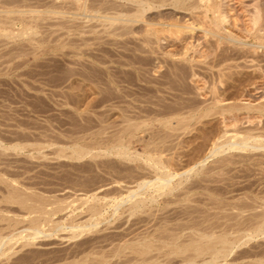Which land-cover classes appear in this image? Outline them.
<instances>
[{
    "label": "rangeland",
    "instance_id": "rangeland-1",
    "mask_svg": "<svg viewBox=\"0 0 264 264\" xmlns=\"http://www.w3.org/2000/svg\"><path fill=\"white\" fill-rule=\"evenodd\" d=\"M134 1L0 0V240L9 242V236L15 238L3 247L0 245V264H121L123 259L113 256L117 245L119 248L125 242L135 241L133 236L140 230L153 233L161 227L166 232L168 227L180 228L191 221H205L204 225L222 223L224 228L214 229L215 235L228 226L229 238L239 247L224 264L264 261V234L257 230V235L253 229L264 216V147L253 149L257 143L264 146V109L260 108L264 106V81H259V77L257 80L256 72L241 60L230 61V66H237L229 69L232 70L229 73L226 70L220 82L218 69L211 70L208 63L214 60L213 50L209 44L206 46L204 32L199 29L177 41L163 36L162 41L155 39L154 47H149L144 41L145 23L130 22V15L138 5ZM228 5L224 9L230 28H244L237 12L230 11ZM162 13L165 19L173 18L181 23L190 18L185 10L171 5L164 7ZM148 14L158 17L156 10ZM186 46L189 56L196 57L195 62L182 57ZM175 52V56L169 55ZM250 70L254 74L248 73ZM263 71L262 67L257 73ZM196 75H200L199 79ZM252 75H256L253 79L261 89L258 92L254 90L256 85H250L255 81L251 80ZM215 91L226 100L213 107ZM209 105L216 108L215 112L204 117V109ZM169 117L171 123H164ZM122 135L123 141L131 140L128 148L135 156L136 152L140 155L147 152L146 157L152 153L158 156V151H152L159 149L157 146L149 153L146 149L156 143L160 145L159 154L163 150L160 159L157 158L168 160L161 162L174 163L175 171L194 168L191 175L175 178V183L180 180L183 184L173 194L162 196L167 201L157 206L160 209L153 208L130 218L126 207L118 222H113L109 210L103 218L110 219L99 227L68 239L73 235L68 230L70 224L77 221L71 209L85 207H81L85 192L91 195L92 190L95 193L103 187L100 193L96 191L102 196L104 188L108 189L109 184L118 188L115 184L120 180L130 183L155 177L153 169L141 164L145 155L141 160L139 157L138 161H129L108 154V149L118 144ZM245 137L248 146L244 143L241 150L228 148L230 142L243 143ZM146 143L151 146L143 147ZM218 143L224 150L208 158ZM76 149L91 152L80 159L76 158ZM143 170L148 174L152 171L151 176ZM187 176H190L188 180ZM68 204L74 205L73 208ZM65 206L67 210H63ZM52 209L59 212L52 216ZM85 215L82 219L78 216L74 223L86 221ZM63 221L67 226H57ZM240 222H244L242 226ZM117 224L122 228L116 229ZM243 225L249 228L246 232ZM31 227H39L42 233L31 238L34 233ZM121 230L130 234L133 230L134 235H128L132 240L126 237L128 240L125 238L120 245L112 238L116 231L122 233ZM190 232H181V239H187ZM252 235L257 236L252 238ZM125 260L122 264H126ZM174 260H177L175 264H182V259Z\"/></svg>",
    "mask_w": 264,
    "mask_h": 264
},
{
    "label": "bare ground",
    "instance_id": "bare-ground-1",
    "mask_svg": "<svg viewBox=\"0 0 264 264\" xmlns=\"http://www.w3.org/2000/svg\"><path fill=\"white\" fill-rule=\"evenodd\" d=\"M248 1V0H247ZM245 0H135L134 2H136L138 5L134 8L130 15V17H132L130 19V22L134 23V25L136 24V22L138 21H143V23H145V32H146V36H145V42L149 47H154V43L158 40L159 42L162 41L163 36H168L167 38H171V39H180L181 36L185 35V34H194L195 31L202 30L204 32V39L206 42H208L206 44V46H209L212 48L213 50V54H214V60L213 61H208V63L211 65V70L215 69V72H217L216 69H218V80L220 82H222V76L224 77L226 74L224 72H226V70L228 71L229 69H233L232 64L230 66V61H244L246 62L244 65L246 67L251 68V70L253 72H256L255 75L257 80L259 78V81H264V71L263 73H261L260 75L257 73V71L260 72V70H262V67L264 68L262 62H264V3L262 2V0H253L251 2H247ZM264 1V0H263ZM228 3V4H226ZM78 4V3H77ZM85 4V3H84ZM171 5L174 6L176 9H183L188 13V16L190 17L189 19H184L185 22H177V19H173V18H164V12L161 14L162 10L164 9V7ZM228 5V9L231 11H236L237 16L239 17V20L241 22H243L244 24V28L242 29H231L229 24V16L228 13L226 12V10L224 9V6ZM163 8V9H162ZM154 10L158 11V17H153V14L149 15V12H153ZM131 11V9L129 10ZM228 11V10H227ZM233 11V12H234ZM1 13V12H0ZM128 13V12H127ZM130 13V12H129ZM157 13V12H156ZM11 15V14H10ZM129 15V14H127ZM172 15V14H171ZM230 15V14H229ZM173 16V15H172ZM187 16V15H186ZM185 16V17H186ZM121 17V16H120ZM166 17V16H165ZM167 17H170L169 15H167ZM174 17V16H173ZM128 18V17H127ZM121 19V18H120ZM173 19V20H170ZM115 20V18H114ZM122 20V19H121ZM125 20V19H124ZM183 20V19H182ZM179 21V20H178ZM234 21V20H233ZM119 22V21H118ZM117 22V23H118ZM126 22V21H125ZM128 24V23H127ZM239 24V23H238ZM144 25V24H143ZM116 32V31H115ZM194 36V35H193ZM192 37V36H191ZM155 39H157L155 41ZM175 41V40H174ZM175 41V42H176ZM204 41V43H205ZM183 42V41H182ZM203 43V42H202ZM199 44V43H198ZM201 44V43H200ZM189 46V45H188ZM191 46V45H190ZM195 46V45H194ZM208 46V47H209ZM187 47V46H186ZM193 48V47H192ZM196 48V47H195ZM150 49V48H149ZM210 49V48H209ZM188 50L189 48L187 47L184 51V53L182 54V57L185 58V60H187L188 62H192L195 60V58L191 55L189 56L188 54ZM194 50V48H193ZM190 51V50H189ZM216 52V53H214ZM152 53V52H151ZM168 53V52H167ZM168 55V54H167ZM169 55L175 56V53H169ZM189 57H186V56ZM210 56H208L209 58ZM180 58V57H179ZM207 58V59H208ZM183 59V58H182ZM149 60V58H148ZM181 60V59H180ZM151 61V60H149ZM184 61V60H183ZM184 61V62H187ZM195 62V61H194ZM205 62V61H204ZM151 63V62H150ZM232 63V62H231ZM234 63V62H233ZM237 63V62H236ZM187 64V63H186ZM193 64V63H192ZM197 64V63H196ZM240 64V63H239ZM238 64V68L240 67ZM191 65V64H190ZM194 65V64H193ZM202 65V64H201ZM205 65V64H204ZM237 66V64H236ZM235 66V67H236ZM242 66V65H241ZM182 67V66H181ZM209 67V68H210ZM185 67H183L184 69ZM160 69V68H159ZM179 69V68H178ZM176 70V69H175ZM185 70V69H184ZM210 70V69H209ZM210 70V71H211ZM250 72L248 73H251ZM187 71V70H186ZM185 71V72H186ZM194 71V70H193ZM208 71V70H207ZM232 71V70H229ZM228 71V73H229ZM184 72V71H183ZM252 72V73H253ZM262 72V71H261ZM243 73V72H242ZM247 73V74H248ZM251 73V74H252ZM180 74V73H179ZM198 74V73H197ZM231 74V72H230ZM244 74V73H243ZM246 74V73H245ZM254 74V73H253ZM176 75V74H175ZM178 75V73H177ZM195 75V73H194ZM193 75V77H194ZM234 75V74H233ZM197 76V75H196ZM200 76V75H198ZM197 76V77H198ZM230 76V75H229ZM252 75V79L249 78V80H255L253 79ZM254 76V78H255ZM215 77V76H214ZM217 77V76H216ZM231 77V76H230ZM259 77V78H258ZM201 78V77H200ZM213 78V77H212ZM199 79V77L197 78ZM214 79V78H213ZM244 79V78H243ZM246 79V77H245ZM201 80V79H200ZM216 80V79H215ZM206 81V80H205ZM198 82V81H197ZM196 82V83H197ZM217 82V81H216ZM224 82V80H223ZM247 82V81H246ZM251 81H249L250 83ZM200 83V82H199ZM215 83V82H214ZM248 83V85H249ZM261 83V82H260ZM259 83V85H260ZM202 84V83H201ZM216 84V83H215ZM219 84V83H218ZM226 84V83H225ZM256 85L257 86V82L256 80L251 82V86ZM263 84V83H262ZM200 85V84H199ZM223 85V84H222ZM204 86V85H203ZM221 86V85H220ZM198 87V86H197ZM249 87V86H248ZM254 87V90L258 92V88ZM262 87V85H261ZM247 88V87H246ZM250 88V87H249ZM253 88V87H252ZM251 88V89H252ZM200 89V87H199ZM212 89V88H211ZM217 89V87H216ZM222 89V88H221ZM202 90V89H201ZM213 90V89H212ZM250 90V89H249ZM261 90V89H259ZM264 90V89H263ZM214 91V90H213ZM247 91V90H246ZM204 92V90H203ZM202 92V93H203ZM243 92V91H242ZM252 92V91H251ZM261 92V91H260ZM214 93V92H212ZM227 93V92H226ZM253 93V92H252ZM209 94V93H208ZM207 94V95H208ZM210 95V94H209ZM240 95V94H239ZM245 95V94H244ZM247 95V94H246ZM256 95V94H254ZM231 98V97H230ZM203 99V97H202ZM207 100V99H206ZM214 106L216 107V105H219L220 103L224 102L226 100L224 95H221L220 92L215 91L214 93ZM205 102V100H204ZM213 102V103H214ZM208 103V102H206ZM212 103V104H213ZM198 104V103H197ZM204 104V103H203ZM221 105V104H220ZM219 105V106H220ZM210 106V105H209ZM208 108L204 109V114L203 116L206 117L209 115H212L211 113L215 112L216 108H213L212 106H210ZM248 106V105H247ZM222 107V106H221ZM240 107V106H239ZM242 107V106H241ZM256 107V106H254ZM253 107V108H254ZM220 108V107H219ZM224 108V107H223ZM247 108V107H246ZM250 109V107H248ZM260 108L264 109V106H261ZM191 109V108H190ZM195 109V108H194ZM199 109V108H198ZM214 109V111H213ZM244 109V108H242ZM257 109V108H256ZM261 109V110H263ZM223 110V109H222ZM225 110L227 111V109L225 108ZM230 110V109H229ZM228 110V111H229ZM179 112H182L179 111ZM191 112V111H190ZM220 112V111H219ZM222 112V111H221ZM264 112V111H263ZM163 113V112H162ZM231 113V112H230ZM175 114V113H174ZM220 114V113H219ZM264 114V113H263ZM171 115V114H170ZM180 115V114H179ZM171 117V116H170ZM170 117L167 119H165L164 123L168 124L169 122L171 123V121L173 120V116L171 117L172 120H170ZM203 118V117H202ZM175 119V118H174ZM192 119V118H191ZM161 123L162 120H160ZM177 121V120H176ZM181 121V120H180ZM183 122V121H182ZM129 123V122H128ZM133 123V122H132ZM131 123V124H132ZM163 123V124H164ZM180 123V122H179ZM134 124V123H133ZM140 124V123H137ZM128 125V124H127ZM126 125V126H127ZM136 126V122L134 124ZM133 125V126H134ZM142 125V124H141ZM175 125V124H174ZM183 125V123H182ZM132 126V128H133ZM140 126V125H137ZM170 126V125H169ZM178 126V125H177ZM176 126V127H177ZM128 127V126H127ZM166 127V125H165ZM175 127V128H176ZM180 127V126H179ZM126 128V127H125ZM129 128V127H128ZM131 128V125H130ZM129 128V129H130ZM167 128V127H166ZM169 128V127H168ZM171 128V127H170ZM174 128V127H173ZM136 129V128H135ZM140 129V128H139ZM178 129V128H177ZM176 130V129H175ZM133 131V129H132ZM126 132V130L124 131V133ZM131 132V131H129ZM147 132V131H146ZM226 132V131H225ZM126 134V133H125ZM124 134V135H125ZM130 134V133H129ZM134 134V133H133ZM132 134V135H133ZM126 136V135H125ZM121 139L119 140V143L116 144L113 148L111 147V149H108V154L110 153L111 155H115L117 157H120V159H124V160H132V161H138L139 157L140 160L141 158L147 153H145L144 155H140L139 153L136 152V154L138 155H134L129 151L128 145L131 143V140H129L128 138H126L124 141H127L126 143L123 141L122 136H120ZM150 137V136H149ZM132 138H135L134 136ZM246 138V139H245ZM243 139V143L241 142H230L228 144V148L229 149H238L241 150L244 147V143L247 144L249 142H245L247 140V137H245ZM129 141H128V140ZM131 139V137H130ZM136 139V138H135ZM133 140V139H132ZM145 140V139H144ZM152 140V138H151ZM157 140V139H156ZM142 141V140H140ZM149 141V140H148ZM148 141H146L148 143ZM115 142V140H114ZM150 142V141H149ZM153 142V141H151ZM158 143V141H156ZM147 143L143 146V147H148L151 145H147ZM161 143V142H160ZM217 143V142H216ZM227 143V142H226ZM111 144V143H110ZM155 144V146H151L152 148L148 147L146 148L148 153L150 151V149H154L156 146V148L159 149H155L152 151H158L157 155L160 156L161 153L159 154V151H161L160 149V145ZM152 144V145H153ZM214 147L210 153L208 154V158H210V156L216 155L217 153L221 152V149H223L222 147ZM253 144V143H252ZM147 145V146H146ZM15 146V145H14ZM108 146V145H107ZM113 146V145H112ZM154 147V148H153ZM253 149H258V148H263L264 146L262 145H258V143L254 146L253 145ZM77 148V147H76ZM91 148V147H90ZM93 148V147H92ZM162 148V147H161ZM165 148V147H164ZM84 149V148H83ZM83 149H76V154L77 157L76 158H84L88 153H90L91 151H87V150H83ZM146 149H144L146 151ZM246 149V148H244ZM224 150V149H223ZM107 151V150H106ZM104 151V152H106ZM144 151V152H145ZM151 152V151H150ZM155 152V153H156ZM165 152V151H164ZM226 152V151H225ZM107 153V152H106ZM131 153V154H130ZM142 153V152H141ZM101 154V153H100ZM109 154V155H110ZM96 155V154H94ZM99 155V154H98ZM105 155V154H104ZM88 156V155H87ZM97 156V155H96ZM95 156V157H96ZM156 156L155 154H147V157L145 155L146 158H144V162L141 164H147V166L150 167V169L153 171H155L154 173H156L155 177L153 179H149L148 176L147 178H142L141 181L138 180L139 177H142L141 173L140 175H137L136 179L138 180L137 182H123V181H118V184H115V186L117 185L118 188H113L110 187L109 184V188H104L103 189V195L100 196L97 194V192L100 193V190L103 188L101 187V189L99 191H94L92 190V194L89 195L87 192H85L84 194H86V198H82V202L83 205L81 207L84 208H75V209H71L72 210V215L74 214V216H76V220L78 221L79 217L84 218V215H87V219L86 221H81V223H74L77 222L74 220V222L72 224H70V227L68 230H71V233L73 232V235H71L68 239H75L77 237H79L81 234H84V231H86V233L89 230H92L93 228L95 229L96 227H99V225L101 224V222L103 223V221H107V219L113 218V222L114 220H117V222L119 221L118 219L121 218V216L123 215V213L125 211L124 208H126V211L128 213V216L131 218L133 216L136 217V215H140L143 213H146L148 211H150L151 209L153 210V208H158L157 206L163 205V203H166L165 201L162 200V196L164 197V195H171L174 192L178 191L177 189L180 188V186L183 184V181L176 182L175 183V178L178 177H182L185 174H189L190 172L193 171L194 168H191L188 171L185 172H181V170H173L174 168L172 166H174L173 162H175V160L171 163H163L161 162L163 159V161H168L167 159L165 160V158H163L161 161L159 160L160 157ZM98 157V156H97ZM156 157V158H155ZM159 159H158V158ZM163 157V156H161ZM173 157V156H172ZM97 159V158H96ZM143 159V158H142ZM77 160V159H76ZM129 160V161H130ZM99 161V160H98ZM207 161V160H206ZM79 162V161H78ZM140 162V161H139ZM177 162V161H176ZM127 163V161H126ZM203 163H206L205 161H203ZM202 162L200 164H203ZM106 164V163H105ZM104 164V165H105ZM167 164V165H166ZM128 165V164H126ZM197 165V164H196ZM97 166V165H96ZM110 166V165H109ZM146 166V165H145ZM176 166V165H175ZM204 166V165H202ZM201 166V167H202ZM142 167H144L142 165ZM195 167V166H194ZM108 168V167H107ZM113 168V167H112ZM134 168V167H133ZM136 168V167H135ZM141 168V167H139ZM146 168V167H145ZM177 168V166H176ZM110 169V168H109ZM142 169V168H141ZM149 169V168H148ZM146 169V170H148ZM197 169V167H196ZM146 170H143L145 172H147ZM192 170V171H191ZM106 172V170H105ZM110 172V170H109ZM131 172V171H129ZM141 172V171H139ZM152 172V171H151ZM151 172L150 174H148L149 172H147L146 174L151 176ZM202 172V171H201ZM100 173V172H98ZM122 173V172H121ZM136 173V172H135ZM153 173V175H154ZM195 173V172H194ZM111 174V173H110ZM120 174V173H119ZM133 174V172H132ZM187 174V175H188ZM112 175V174H111ZM121 175V174H120ZM123 175V174H122ZM144 173H143V177H144ZM191 175V173H190ZM114 176V175H113ZM98 177V176H97ZM104 177V176H103ZM131 177V176H129ZM190 177V176H189ZM189 177L187 176L186 180L189 179ZM127 178V177H126ZM98 179V178H97ZM107 179V178H106ZM140 179V178H139ZM134 180V179H133ZM132 181V180H131ZM193 182V181H192ZM115 183V182H114ZM117 183V182H116ZM133 183H136L135 185H133ZM98 184V183H97ZM82 185V184H81ZM113 185V184H112ZM107 186V185H106ZM104 186V187H106ZM114 186V187H115ZM116 186V187H117ZM121 186L122 188H124L123 190L120 189ZM74 188V187H73ZM113 188V189H110ZM190 188V187H189ZM191 189V188H190ZM53 190V189H52ZM56 191V190H55ZM85 191V190H84ZM187 191V190H186ZM83 192V191H82ZM89 192V191H88ZM91 193V192H90ZM89 195V196H88ZM21 196V195H20ZM25 197H27L25 195ZM71 197V196H70ZM81 197V196H80ZM77 197V198H80ZM65 198V197H64ZM22 202H25L26 199H24L21 196ZM32 199V198H31ZM81 199V198H80ZM72 200L74 201V203L76 204L75 200L72 198ZM78 200V199H77ZM84 200V201H83ZM21 202V200H18ZM30 201V200H29ZM68 202V200H66ZM72 201V202H73ZM170 201V200H169ZM71 202V201H70ZM19 203V202H18ZM44 203V202H43ZM69 203V202H68ZM73 203V204H74ZM244 203V202H243ZM25 204V203H24ZM27 204V203H26ZM46 204V203H45ZM247 204V203H246ZM30 205V204H29ZM32 205V204H31ZM70 205V204H68ZM237 205V204H236ZM64 206V205H63ZM74 205H70L69 208H73ZM78 206V205H77ZM156 206V207H154ZM234 206V205H233ZM32 207V206H31ZM67 206H65V208H63V210H67L68 208H66ZM161 207V206H160ZM163 207V206H162ZM166 207V205H165ZM240 207V206H239ZM246 207V206H245ZM57 208V207H56ZM27 209V208H26ZM41 209V208H40ZM160 209V208H158ZM29 210V209H28ZM34 210V209H33ZM53 210V209H52ZM56 210V209H54ZM53 210V211H54ZM70 210V211H71ZM109 210H111V216L110 218H103V216L105 214H107L109 212ZM156 210V209H155ZM163 210V209H161ZM247 210V209H246ZM51 212L52 216L56 213H58L59 211H55V212ZM160 211V210H159ZM158 211V212H159ZM243 211V210H242ZM107 212V213H106ZM157 212V211H154ZM257 212V211H256ZM33 213V212H32ZM47 212H45L44 214H46ZM68 213V212H67ZM110 213V212H109ZM244 213V212H243ZM84 214V215H83ZM153 214V213H152ZM155 214V213H154ZM157 214V213H156ZM155 214V215H156ZM188 214V213H187ZM241 214V213H240ZM239 214V215H240ZM255 214V213H254ZM83 217H82V216ZM85 215V217H86ZM144 215V214H143ZM151 215V214H150ZM261 215V214H260ZM51 216V217H52ZM79 216V217H78ZM187 216V215H185ZM43 217V216H42ZM139 217V216H138ZM154 217V216H153ZM162 217V216H161ZM226 217V216H225ZM243 217V216H241ZM262 217V216H260ZM264 217V216H263ZM262 217V221L260 220V223H256V226L253 228L255 229V233L257 232H263L264 234V218ZM49 218V217H48ZM47 218V219H48ZM54 218V217H53ZM78 218V219H77ZM103 218V220H102ZM123 218H125V216H123ZM129 218V219H130ZM144 218V217H143ZM165 218V217H163ZM162 218V220H163ZM39 219V218H38ZM74 219V218H73ZM150 219V218H149ZM153 219V218H152ZM157 219V217H156ZM166 219V218H165ZM164 219V220H165ZM168 219V218H167ZM166 219V221H168ZM208 219V218H207ZM219 219V218H218ZM224 219V217H223ZM227 219V218H226ZM229 219V218H228ZM253 219V218H252ZM52 221V218L49 219V221ZM71 220V219H70ZM124 220V219H122ZM127 220V218H126ZM144 220H146L144 218ZM154 220V219H153ZM152 220V222H153ZM158 220V219H157ZM173 220V219H172ZM243 220V219H242ZM258 220V219H257ZM65 221V220H64ZM63 221V223L61 222L60 224L62 225H57V226H61L63 228V225L65 226L66 223ZM104 221V222H105ZM125 221V220H124ZM134 221V218H133ZM132 221V222H133ZM138 221V220H137ZM140 221V220H139ZM171 221V220H170ZM179 221V220H178ZM55 222V221H53ZM58 222V221H57ZM112 220L110 221V223H113ZM127 222V221H126ZM143 222V220H142ZM159 222V221H158ZM163 222V221H162ZM218 222V221H217ZM220 222V221H219ZM65 223V224H64ZM120 223V222H119ZM128 223V222H127ZM165 223V222H164ZM189 223V224H188ZM185 224V226H180L176 227L174 225V227L171 229V227L167 228L168 231L164 232V230L161 231V229L156 228L155 232L151 233V232H147L144 233L141 232L137 234V236L134 238V233L132 234L133 230L135 231L136 229H133L132 232L130 233H120V231H116V234L114 235L115 237H113V241L115 240L117 242L116 244H119L120 242H122L126 237H128V239H131L130 236L128 235H134L133 239L135 241L133 242H125L123 245H121V247L118 248L117 245V249H115V255L117 258L123 259L122 262L127 261L126 264H175L174 260L175 258H180V260L182 259V264H213L216 262H219L220 264H224L223 262L226 261L227 259H229V256L235 251V248L239 247V245H236V243L233 241V239H231V237L229 238L228 233L227 232V227H226V231H222V233L218 236L215 235V231L214 229L216 228H224L223 224L220 223H213V224H208V225H204L205 221L202 222H196V221H191ZM211 223V222H210ZM228 223V222H227ZM244 223V222H243ZM243 223H239V225L243 224ZM56 224V222H55ZM58 224V223H57ZM115 224V223H114ZM121 224V223H120ZM120 224H117L116 229L119 230V228H122V226ZM131 224V223H129ZM134 224V223H133ZM141 224V223H140ZM145 224V223H144ZM157 224V223H155ZM166 225L170 226L169 223H165ZM173 224V223H172ZM224 224H226L224 222ZM128 225V224H127ZM142 225V224H141ZM150 226V223L148 224ZM154 225V224H153ZM152 225V226H153ZM158 225V224H157ZM163 225V223H162ZM183 225V224H181ZM227 225V224H226ZM15 226V225H14ZM36 226V225H35ZM56 226V225H55ZM67 226V225H66ZM109 226V225H108ZM113 226V225H112ZM125 226V225H124ZM145 226V225H144ZM179 226V225H178ZM232 226V225H231ZM237 226V225H236ZM242 226V225H241ZM239 227V228H243V227ZM246 226V225H245ZM248 226V225H247ZM111 227V226H109ZM126 227V226H125ZM130 227V226H129ZM167 227V226H166ZM234 227V226H233ZM33 228V227H31ZM55 228V227H54ZM59 228V227H58ZM67 228V227H66ZM65 228V229H66ZM114 228V226H113ZM151 228V227H148ZM165 228V227H164ZM230 228V227H229ZM228 228V229H229ZM237 229L238 231H241V229ZM57 229V228H56ZM138 229V228H137ZM143 229V228H142ZM171 232H169L170 230ZM178 231L177 230H180ZM245 229V227H244ZM247 229V228H246ZM246 229L243 230L246 232ZM249 229V228H248ZM247 229V230H248ZM252 229V230H253ZM34 233L33 235H31V238H35L38 234H40L41 230H39V227H34L33 228ZM59 230V229H57ZM124 230V229H123ZM127 230V229H126ZM148 230V229H147ZM153 230V229H152ZM186 230H191V232L189 234V238L187 237V239L182 240V233L183 232L185 234ZM218 230V229H217ZM66 231V230H64ZM139 231V230H137ZM136 231V232H137ZM150 231V229H149ZM185 231V232H184ZM219 231V230H218ZM237 231V232H238ZM91 232V231H90ZM118 232V234H117ZM169 232V233H168ZM181 234H180V233ZM42 233V232H41ZM56 233V232H55ZM60 232H58L57 234H59ZM113 233V232H112ZM163 233H167L166 235H164ZM253 233V234H255ZM88 234V233H87ZM188 234V233H186ZM241 234V232L239 233ZM248 234V233H247ZM257 234V233H256ZM262 234V235H263ZM47 235V234H46ZM113 235V234H112ZM215 235V236H214ZM232 236V234H230ZM244 235V232L243 234ZM250 235V233L248 234ZM258 235V234H257ZM257 235H252V238H254ZM25 236V234H24ZM54 236V235H53ZM185 236V235H184ZM237 236V234H236ZM39 237V236H38ZM60 237V236H59ZM105 237V236H104ZM132 237V236H131ZM246 237V236H245ZM10 240L13 241L15 240V238L10 237ZM40 238V237H39ZM235 238V237H234ZM237 238V237H236ZM243 238V237H242ZM241 238V240H242ZM13 239V240H12ZM80 239V238H79ZM104 239V238H103ZM127 239V238H126ZM125 239V240H126ZM127 239V240H128ZM9 240V242L11 243V241ZM132 240V239H131ZM130 240V241H131ZM248 240V239H247ZM239 241V240H238ZM243 241V240H242ZM2 242L0 245H5V242L7 241H1ZM7 242V243H9ZM32 242V241H31ZM107 242V241H106ZM110 242V241H109ZM108 242V243H109ZM112 242V241H111ZM110 242V243H111ZM4 243V244H3ZM99 243V242H98ZM105 243V242H104ZM239 244V243H238ZM84 246V245H83ZM102 246V245H101ZM104 246V245H103ZM3 247V246H2ZM109 247V246H108ZM241 247V246H240ZM243 247V246H242ZM246 247V246H245ZM244 247V248H245ZM112 248V247H111ZM1 249V248H0ZM103 250V249H102ZM246 250V249H245ZM74 251V250H73ZM77 251V250H76ZM94 252V251H93ZM96 252V251H95ZM98 252V251H97ZM106 252V251H105ZM246 252V251H245ZM101 253V252H99ZM2 254V253H1ZM70 254V253H69ZM80 254V253H79ZM112 254V253H111ZM91 255V254H90ZM101 255V254H99ZM180 255V256H179ZM248 255V254H247ZM103 256V255H102ZM176 256V257H175ZM182 257V258H181ZM94 258V257H93ZM92 258V259H93ZM102 258V257H101ZM105 258V257H104ZM113 258V257H112ZM163 258V259H162ZM235 258V257H234ZM103 259V258H102ZM119 259V260H120ZM111 260V259H110ZM246 260V259H245ZM250 260V259H249ZM262 260V259H261ZM117 261V260H116ZM199 261H202L199 263ZM101 261H99L100 263ZM102 262H105L102 261ZM101 262V263H102ZM109 262V261H108ZM107 262V263H108ZM119 262V261H118ZM117 262V263H118ZM121 262V260H120ZM121 262V264H122ZM132 262V263H130ZM255 262V261H254ZM257 262V260H256ZM98 263V262H97ZM111 263V262H110ZM115 263V261L113 262ZM125 263V262H124ZM241 263V262H240ZM248 263V262H246ZM103 264V263H102ZM259 264H264V261L260 262Z\"/></svg>",
    "mask_w": 264,
    "mask_h": 264
}]
</instances>
